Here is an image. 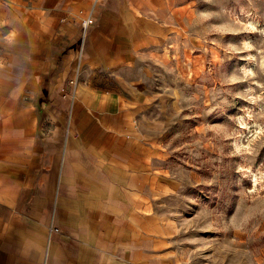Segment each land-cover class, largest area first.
Listing matches in <instances>:
<instances>
[{"label": "crops", "instance_id": "0c3cea01", "mask_svg": "<svg viewBox=\"0 0 264 264\" xmlns=\"http://www.w3.org/2000/svg\"><path fill=\"white\" fill-rule=\"evenodd\" d=\"M21 1L0 0V264H182L161 213L181 184L161 129L183 79V5Z\"/></svg>", "mask_w": 264, "mask_h": 264}, {"label": "rangeland", "instance_id": "374dc122", "mask_svg": "<svg viewBox=\"0 0 264 264\" xmlns=\"http://www.w3.org/2000/svg\"><path fill=\"white\" fill-rule=\"evenodd\" d=\"M179 5L188 80L161 143L181 184L161 213L182 264H264V0Z\"/></svg>", "mask_w": 264, "mask_h": 264}, {"label": "built area", "instance_id": "2783aa9c", "mask_svg": "<svg viewBox=\"0 0 264 264\" xmlns=\"http://www.w3.org/2000/svg\"><path fill=\"white\" fill-rule=\"evenodd\" d=\"M94 16L92 15V12L89 11L86 13L83 17H81L79 25H80V41H79V49L78 54L79 56L83 53L85 43H86V37L89 28L91 27L93 23ZM82 82V79H80L79 74L77 71L73 74L72 77H69L66 79L63 86H61V96L64 98H68L70 101H73L76 95V89L79 83ZM58 227L51 226L49 227V233L52 231H57Z\"/></svg>", "mask_w": 264, "mask_h": 264}]
</instances>
